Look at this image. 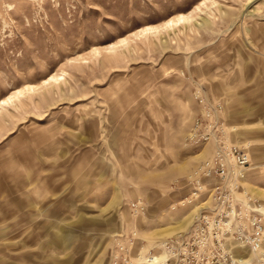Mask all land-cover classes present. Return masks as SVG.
<instances>
[{"label":"rangeland","instance_id":"obj_1","mask_svg":"<svg viewBox=\"0 0 264 264\" xmlns=\"http://www.w3.org/2000/svg\"><path fill=\"white\" fill-rule=\"evenodd\" d=\"M198 98L249 154L236 198L264 223V0H0V264H109L120 232L185 231L212 150L188 143Z\"/></svg>","mask_w":264,"mask_h":264},{"label":"built area","instance_id":"obj_2","mask_svg":"<svg viewBox=\"0 0 264 264\" xmlns=\"http://www.w3.org/2000/svg\"><path fill=\"white\" fill-rule=\"evenodd\" d=\"M188 143L197 149L210 145V156L185 181L186 193L176 205L193 210L189 227L153 243L146 249L136 232L114 237L109 264H249L250 251L264 243V223L251 219L248 202L236 198L237 180L244 179L250 165L246 149L236 146L219 118L220 104L208 105L198 98ZM131 213L142 214L140 203ZM243 250L247 251L248 259Z\"/></svg>","mask_w":264,"mask_h":264},{"label":"bare ground","instance_id":"obj_3","mask_svg":"<svg viewBox=\"0 0 264 264\" xmlns=\"http://www.w3.org/2000/svg\"><path fill=\"white\" fill-rule=\"evenodd\" d=\"M188 22V19L187 18H184V17H181V18H178L177 20H173V21H168L166 22L163 26L161 27H155V28H144L141 30V33L140 35L142 36H149V35H154V34H157L160 30L162 29H166V28H170V27H174L176 25H179V24H183V23H186ZM127 44V40L124 39V40H121L117 45L116 47H119V46H124ZM58 82V77L56 76H50L48 77L47 79H45L44 81H42L39 85H36V86H32V87H28L24 90H19L17 91V95L18 96H24L28 93H33L35 91H38L41 87H44V86H47V85H50L52 83H57ZM8 101V100H7ZM6 100H3L1 102L2 105H5L7 103ZM249 169V167L247 168ZM246 169V170H247ZM246 203V202H245ZM250 205V208L252 210V205ZM256 211L260 212L261 215H263V207L261 205H258L257 206V209ZM188 219L187 220H190V218H192V213L188 214ZM264 216V215H263ZM251 251H253V253H255L256 255L262 257L264 259V243L258 248V249H252ZM240 263L242 264V258L239 259Z\"/></svg>","mask_w":264,"mask_h":264}]
</instances>
